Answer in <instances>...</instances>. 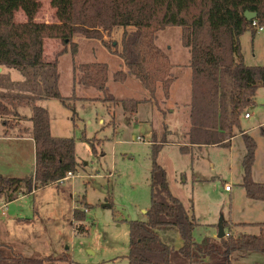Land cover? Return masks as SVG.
Returning <instances> with one entry per match:
<instances>
[{"label": "trees", "instance_id": "16d2710c", "mask_svg": "<svg viewBox=\"0 0 264 264\" xmlns=\"http://www.w3.org/2000/svg\"><path fill=\"white\" fill-rule=\"evenodd\" d=\"M49 3L55 9L57 22L34 20L41 7L39 0H0V66L21 72L24 81L11 85L27 92L0 91L2 134L5 136L15 126L14 117L21 119L18 108L29 106L30 133L35 145L32 173L0 175V198L6 202L59 182L67 172L77 171L73 137L52 136L48 111L36 101L57 99L62 105L71 107L68 101L79 99L74 93V84L69 97L61 95L58 58L67 51L73 58L76 56L77 43L72 38L75 33L87 38L92 36L74 23V0H49ZM110 5L113 27L131 26L137 31L130 45L126 31L123 32L121 50L102 41L110 53L122 59L127 69V72L115 71L113 79L123 83L128 74L131 75L141 82L148 97L138 100L110 94L106 86L108 65L105 62L73 61V83L101 92L96 99L120 104L129 114L136 113L141 102L153 100L157 103L158 84L167 98L173 80L172 64L165 51L156 45L155 34L169 26L180 27L181 43L190 52L189 142L199 146L225 145L224 141L234 135V128L239 127L244 110L254 104L257 89L264 87V64H245L240 47V36L245 31L254 35L259 27L264 28V0H110ZM19 10L26 17L24 22L15 21V13ZM246 10L257 13L256 26L245 18ZM45 38L58 39L69 48L64 47L52 60H47L43 52ZM1 82L0 79V87ZM166 134L163 125L160 140L157 141L156 136L150 140V206L145 211V220L129 221L128 264H232V255L238 251L264 254L262 234L235 236L227 233L222 238L205 237L199 242L194 239L193 231L199 224L191 206L187 208L171 193L166 171L158 162ZM241 137L245 153L241 159L240 185L247 198L264 203V183L255 182L251 175L256 142L249 134H241ZM179 149L187 152V146ZM73 216L81 220L84 213L76 209ZM223 227L229 229L225 220ZM164 228L176 230L181 246L173 247L161 239L157 231ZM64 260V256L26 257L16 252L12 245L0 242V264H56Z\"/></svg>", "mask_w": 264, "mask_h": 264}, {"label": "rangeland", "instance_id": "374dc122", "mask_svg": "<svg viewBox=\"0 0 264 264\" xmlns=\"http://www.w3.org/2000/svg\"><path fill=\"white\" fill-rule=\"evenodd\" d=\"M39 1L41 7L34 20L57 22L55 9L50 6L49 0ZM15 14V21L18 22L19 12ZM110 18V0H74V23L79 29L86 31L92 36L90 38H104L103 42L121 50L123 32L126 31L127 44L130 45L136 38L137 31L131 26L113 27ZM158 32L155 38H158L159 44H170L173 48L180 46V27L169 26ZM72 38L77 42L78 54L73 58L67 51L58 58V85L63 96L72 94L73 61L105 62L110 75L121 69L117 66L119 61L110 56L103 46H96L98 50L96 48V51H93L94 45L84 42L82 38L87 37L82 33H75ZM56 42L55 48L50 42L46 46L50 60L64 47L69 48L58 39ZM240 47L245 64H264L263 30L254 35L245 31L240 36ZM2 79V86H5V78ZM108 90L118 98L145 96L144 87L134 81L122 84L110 79ZM157 92L158 99L164 100L161 86ZM259 92V97L255 98L260 102L258 107L246 108L251 118L242 119L241 124L256 140L255 177L261 179L264 177V105L261 104V101H264V87H261ZM75 94L83 97L99 95L95 89L82 86L75 89ZM68 102L71 107L62 105L56 99H51L48 104L56 131L74 139L78 163L74 173H79V176L48 184L39 188L36 193L13 202L8 213L10 216L13 212L19 216H35V221L32 224H14L6 222L0 213V241L12 245L16 252L26 257H65L64 261H58L56 264H128L126 255L129 221L145 220V211L150 206L151 148L147 136L150 122L154 124L156 120V108L153 104L141 103L137 113L129 114L123 111L120 104L98 99H76ZM167 107L163 106L165 110ZM24 111L29 113L27 109ZM20 118L14 117L12 134L25 128L27 119L25 116ZM100 119L104 120L102 124ZM261 122L263 125L251 128ZM179 126L180 123L175 127ZM142 136L144 141L140 140ZM150 140L152 138L148 139ZM33 161L34 154L30 147L24 148L19 155L1 154V173L3 176L29 174ZM158 162L166 171L171 193L187 208L191 206L192 214L203 223L196 228V232L206 233L207 236L212 228V232L217 234V224L220 217H223L229 227L226 234L238 236L259 231V234L263 235L264 223L245 224L231 221H264V204L261 203L262 208L258 205L259 202L254 205L247 203L243 189L236 185L242 172L237 145L233 152L226 148H204L199 153V158L192 161L189 155L180 153L176 147H166L159 155ZM191 167L195 171L194 174L204 177L213 175L218 178L192 182ZM225 183H230L231 192L224 190ZM81 197L82 203H79L78 199ZM107 204L110 206H105ZM75 207H78L77 211L88 210L89 207V213L83 211L84 217L77 220L72 216ZM246 225L251 227L246 229ZM198 229L200 231H197ZM157 232L165 243L175 245V240L178 239L175 229L164 228ZM167 232H173L175 235L168 237ZM240 257L243 261L241 263ZM231 261L233 264H264V254L238 251L232 255Z\"/></svg>", "mask_w": 264, "mask_h": 264}, {"label": "crops", "instance_id": "0c3cea01", "mask_svg": "<svg viewBox=\"0 0 264 264\" xmlns=\"http://www.w3.org/2000/svg\"><path fill=\"white\" fill-rule=\"evenodd\" d=\"M18 12H19V16H20V18L18 19V22L25 21L26 17H25L24 14H22V11L19 10L16 13H18ZM35 19H36V17H35ZM157 39L158 38H155L156 45L158 47H160L163 51H165V53L168 55L169 60H170V62L172 64L171 75L173 77V80H172V83H171V85L169 87V95H168L167 98L164 97V100L158 99V96H157L158 92L157 91H158L159 86H161L160 84H158L157 87H156V91H155V98H156L157 103H155L153 100L151 102H141V103L153 104L154 107L156 108V112H155L156 113V120L154 121V124L152 122H150V131L148 132L147 142L149 144L151 143V141H148V139L152 138V136H156V139L160 140L159 135L162 134V132H163V129H162L163 127L162 126L164 125L166 127V129H167L166 142L163 144V146H162V148H161V150L159 152V155L161 154L163 149H165L166 147H168V148L176 147L179 150V152L182 153L180 151L179 147L180 146H187V152L183 153V154L189 155L190 156V161H192L193 159H195L197 157L199 158V153L204 148H209V147L226 148L228 151L233 152L235 147H236V145H237L238 151H239L240 165H241V159H242V157H243V155L245 153V147H244V143H243L241 134H249V132L246 129L242 128L241 121H242V119H250L251 118V114H249L248 117H245L244 114L246 112L247 113H249V112L245 110L244 113H242V115L240 117V121H239V124H240L239 127L238 128H234V130H233L234 135L232 137H230V138H227L224 141L225 145H201V146H199V145L191 144L189 142V137H188V132H189V129H190V117H189V115H190V100H191V83H190V81H191V69L189 67L190 52H189V49L187 47H184L181 42H180V46H176V48H173V46L170 45V44H166V45L159 44ZM82 40L84 42L89 43L90 45H94L92 47V49H93V51H96V48L98 50V47L103 46L102 41L105 40V39L103 38L102 40H100L98 38H82ZM49 42L52 45L54 44V48L57 45L56 39H51V38H45L44 39V41H43V52H44V56H45V58L47 60L51 59V58H49V55H47V53H46V46H47V44ZM96 46H98V47H96ZM174 49H176V50H174ZM78 52H79V49L77 50V54H78ZM108 53H109L110 56H113L114 59L119 61V62H117V66L121 67L122 70L127 72V69L123 65L122 59L119 56H117L116 54H112L109 51H108ZM58 62H59V59H58ZM77 63H79V62H77ZM117 70H119V69H117ZM2 78H5L4 83H6V84H5V86L1 85V87H0V91L1 92H5V93H8V92H12L13 93L14 92V93H20V94H26L27 93L25 90H22V88H18V86H12L11 85L12 83H21V82L24 81V76L18 70L13 69V68H7V67H4V66H0V79L3 80ZM110 79H113V75H110L109 70H108V81L106 83L107 89H108V84L110 83ZM72 80H73V71H72ZM128 81H134V82L142 85L139 80L135 79L134 77H132L129 74H128V77L125 80V82H128ZM125 82H123L122 84H124ZM1 84H2V82H1ZM73 84H74V93H75V89L81 87V85H79L76 82L73 83V81H72V85ZM260 88L261 87H259L257 89L256 94L254 96V104H252V105H250L248 107H250V108L251 107L252 108H254V107L257 108L258 107L260 102H257L255 98L259 97V95H260L259 89ZM98 94L99 95H97V96H84V97L83 96H78L76 94L75 95L79 99L97 100L96 98L100 97L101 96L100 94H102V93L98 91ZM144 95L145 96L143 98H147L148 97V92H147V90L145 88H144ZM69 96L70 95H64V97H69ZM123 98H126V97H123ZM127 98H133V97H127ZM143 98H135V99L139 100V99H143ZM49 102H51V99H43V100H37L36 104L39 105V106L44 107L48 111V115H49V129H50L51 135L54 136V137H67V136H64L65 133H60L59 131H56V129H57L56 126L55 125L53 126V119H52V115H51V109L49 108V104H48ZM261 102H263L261 104L264 105V101H261ZM141 103H139V105ZM165 105L168 106L166 108V110L163 108V106H165ZM25 109L29 110L30 114L28 112H25L24 111ZM137 110H138V108H137ZM159 110H161L162 112H160ZM18 113L22 116V118L24 116L26 117L27 124L24 125L25 128L23 130H21L19 133L12 134V132H14V130H12V131L10 130L5 136H3V134H2L3 128L0 125V155L1 154H4V155H7V154L19 155V154H21V152H23V149L24 148L26 149L27 147H30V150L34 154L35 145H34V140L31 137V133H30V131H31V122H30V120H28L30 115H31V107H29V106L19 107L18 108ZM25 113H27V114H25ZM133 114H135V113H133ZM103 121H104L103 119L99 120L100 123L101 122L103 123ZM28 123H30V124H28ZM178 123H180V126L179 127H175L176 124H178ZM260 125H263V122L258 123L256 126L251 127V128H255V127H258ZM262 131L264 132V128L262 129ZM249 135L252 136L251 134H249ZM263 135H264V133H263ZM140 140L144 141V137L143 136L140 137ZM255 142H256V140H255ZM256 146H257V144H256ZM2 151H4V152H2ZM159 155H158V157H159ZM34 159H35V157H34ZM34 161H33L32 165H31L32 166V170L29 173H32L33 170H34ZM241 169H242V167H241ZM8 171L11 172L10 169ZM1 172L2 171H1V168H0V175L3 176V174ZM194 172L195 171H194L193 167H191L190 178H191L192 182L207 181V180H210L212 178H218V176H213V175H209V176L207 175V176L204 177V176H201V175H199L197 173L194 174ZM26 174H28V173H26ZM251 175H252V179L255 182L264 183V177H262L261 179L255 177L256 173H255V169H254V162H253V166H252ZM14 176H17V175H14ZM18 176H24V175L21 174V175H18ZM241 177H242V172L238 176V181L236 182V185H238L239 187H241L243 189V187L240 185L241 184ZM37 191H38V189L36 191L32 192V193H36ZM231 191H232V187L227 192H231ZM243 191H244V189H243ZM243 193H244V196H245V191ZM28 195H30V194H28ZM25 196L26 195H20L16 199H14L12 201H9V202H6L3 197L0 198V213L4 216L6 222H10V223H14V224L15 223L32 224L35 221V216H32V217H27V216H24V215L19 216L18 213H14V212L11 213V216L8 214L12 203L17 201V200H19L22 197H25ZM83 197H84V195H83ZM83 197L78 199V202L80 200H82ZM246 201H248L247 203H250V204L252 203L253 205L255 203L259 202L258 205H260V207L263 208V206H261V203L262 204H264V203L261 202V201L252 200V199H249V198H247ZM84 202H85V197H84ZM85 204H87V202ZM105 206H110V205L107 204ZM76 209H78V207H75L73 209V211L76 210ZM87 213H89V207H88V210L86 211V214ZM14 214H17V215H14ZM86 214H85V217H86ZM72 216H73V212H72ZM195 219H196V222L199 225L203 224V223H200L197 220L196 217H195ZM231 221L232 222H238V223L239 222H245V223L246 222L247 223H250V222H261V223H264V221H257V220L256 221H244V220L235 221L234 219H231ZM245 227L247 229V228H250L251 226H247L246 225ZM195 230L193 231V237H194V239L197 242L201 241L205 237L216 238V232H212V228L209 229V233H207V236H206V233L205 234H203V233L200 234L199 232H196ZM226 230H227V228L224 229L225 234H226ZM197 231H200V230L198 229ZM240 232H244L245 233V231H240ZM167 233L169 234L168 237H172L171 235H175L173 232H167ZM249 234H251V233H249ZM254 234H259V231L255 232ZM177 235H178V233H177ZM263 235H264V232H263ZM0 242H2V241H0ZM3 243H5V242H3ZM6 244H8V243H6ZM181 244H182V242H181V239H180V237L178 235V239L175 240V245H173V246L178 248L179 246H181ZM239 259H240V261H239L240 263L243 262L242 261V257H240Z\"/></svg>", "mask_w": 264, "mask_h": 264}, {"label": "water", "instance_id": "95a60500", "mask_svg": "<svg viewBox=\"0 0 264 264\" xmlns=\"http://www.w3.org/2000/svg\"><path fill=\"white\" fill-rule=\"evenodd\" d=\"M244 16L247 20H253L256 18L257 13L255 11H244ZM218 232L216 234V238H222L225 235L224 227H223V217H220L219 222L217 224Z\"/></svg>", "mask_w": 264, "mask_h": 264}, {"label": "built area", "instance_id": "2783aa9c", "mask_svg": "<svg viewBox=\"0 0 264 264\" xmlns=\"http://www.w3.org/2000/svg\"><path fill=\"white\" fill-rule=\"evenodd\" d=\"M252 25H253V26H256V21H255L254 19L252 20ZM259 30H263V31H264V28H263V27H259V28H258V31H259ZM244 116H245V117H248V116H249V113L246 112V113L244 114ZM75 176H79V173H76V174H75L74 172H67L66 175H65V177H64L63 179L74 178ZM63 179H62V180H63ZM62 180H61V181H62ZM230 188H231V185H230L229 183L226 184V185L224 186V189H225L226 191H229ZM33 192H34V191H33ZM83 211L86 212L87 209H83Z\"/></svg>", "mask_w": 264, "mask_h": 264}]
</instances>
